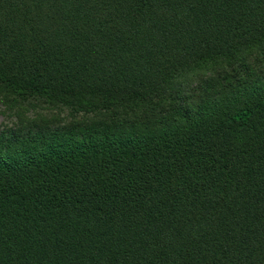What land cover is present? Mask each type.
I'll return each mask as SVG.
<instances>
[{
  "label": "trees",
  "instance_id": "obj_1",
  "mask_svg": "<svg viewBox=\"0 0 264 264\" xmlns=\"http://www.w3.org/2000/svg\"><path fill=\"white\" fill-rule=\"evenodd\" d=\"M0 264H264V0H0Z\"/></svg>",
  "mask_w": 264,
  "mask_h": 264
},
{
  "label": "rangeland",
  "instance_id": "obj_2",
  "mask_svg": "<svg viewBox=\"0 0 264 264\" xmlns=\"http://www.w3.org/2000/svg\"><path fill=\"white\" fill-rule=\"evenodd\" d=\"M4 117L2 115H0V124L3 122Z\"/></svg>",
  "mask_w": 264,
  "mask_h": 264
}]
</instances>
